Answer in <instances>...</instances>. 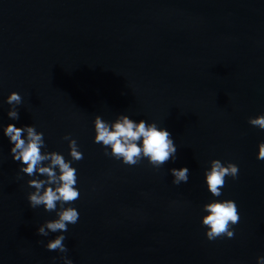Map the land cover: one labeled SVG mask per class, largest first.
<instances>
[{"label":"water","instance_id":"95a60500","mask_svg":"<svg viewBox=\"0 0 264 264\" xmlns=\"http://www.w3.org/2000/svg\"><path fill=\"white\" fill-rule=\"evenodd\" d=\"M22 97L9 119L8 95ZM126 114L171 132L176 160L127 166L94 143L93 121ZM264 0H0V264H257L264 256ZM34 125L46 151L77 169L79 221L37 235L55 212L29 206L33 177L10 154L8 124ZM110 151V149H109ZM239 167L220 197L204 182L209 162ZM187 167L176 186L170 169ZM19 173V175H18ZM41 179L45 177H39ZM235 201L234 238L208 241L202 206ZM42 242V243H38ZM56 257V260H53Z\"/></svg>","mask_w":264,"mask_h":264},{"label":"clouds","instance_id":"9594fccd","mask_svg":"<svg viewBox=\"0 0 264 264\" xmlns=\"http://www.w3.org/2000/svg\"><path fill=\"white\" fill-rule=\"evenodd\" d=\"M6 103L11 106L7 112L9 119L18 120L17 106L22 103L20 94L10 93ZM248 123L264 130V114L250 117ZM93 124L95 130L93 142L104 148L105 156L121 161L127 166L138 165L146 159L153 168L159 169L176 160L177 146L171 132L164 127H158L155 122L143 119L137 122L126 114H120L111 123L97 115ZM3 134L12 145L10 149L12 159L22 165L19 173L33 177L27 181V186L34 189L27 195L29 206L34 210L43 206L44 211L55 212L56 218L41 224L37 228V235L46 237L50 232L61 233L44 244V247L48 251L67 253L68 248L64 243L67 237L63 233L68 231V225H75L79 221L78 210L71 206L65 207L66 204H74L80 198L77 169L72 166L73 162H79L84 158L77 140L70 135L62 138L68 141L71 157V160H66L61 153L44 150L47 148L44 133L37 131L34 125L16 127L10 123L3 127ZM257 159L264 160V142L258 145ZM209 164L210 167L204 172V182L213 197H220L226 178L231 177L235 180L239 167L231 162L222 163L219 159H213ZM169 171L173 176L174 185L179 186L188 182L187 167L172 168ZM202 211L207 213L202 216L201 225L207 229L205 236L208 241L221 237L234 238L233 226L240 221V212L235 201L214 199L205 203ZM59 259L63 264H73L67 255H61ZM53 260L55 261L56 257H53ZM257 264H264V256L257 257Z\"/></svg>","mask_w":264,"mask_h":264}]
</instances>
